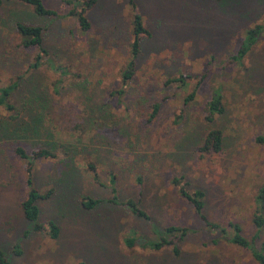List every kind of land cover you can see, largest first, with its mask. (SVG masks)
Returning <instances> with one entry per match:
<instances>
[{"label":"rangeland","instance_id":"rangeland-1","mask_svg":"<svg viewBox=\"0 0 264 264\" xmlns=\"http://www.w3.org/2000/svg\"><path fill=\"white\" fill-rule=\"evenodd\" d=\"M41 2L54 17H38L22 2L1 0L0 87L18 84L11 95L16 110L31 87L45 92L43 124L53 141L69 147L56 159L35 161L31 176L39 193L53 191L37 203L39 221L53 220L60 233L54 241L29 231L19 208L26 191L24 163L12 153L14 145H1L0 247L8 263L256 264L226 236L234 223L243 237H253L254 197L264 188V145L254 141L264 136V0H96L86 13L85 33L68 15L72 0ZM133 12L146 35L133 76L116 96ZM16 22L42 28L46 58L64 73L52 71L45 61L30 68L37 50L19 45ZM256 25L262 30L246 56L239 64L229 63L244 31ZM178 75L187 78L185 88L164 84ZM196 84L194 99L184 103ZM212 89H219L224 112L208 125L203 104ZM152 104L158 110L150 119ZM94 105L102 107L105 121L91 119ZM9 115L0 109V119ZM211 128L222 132L223 148L201 154L200 138ZM30 142L20 144L27 154ZM67 163L77 175L65 172ZM172 177H180L188 192L204 193L203 215L224 233L205 228L176 194ZM112 189L119 202L138 201L149 219L105 203L88 212L79 207L84 197L108 200ZM166 226L188 229L177 243L178 258L169 249L153 253L121 243L129 231L153 239V230ZM260 234L264 239V224Z\"/></svg>","mask_w":264,"mask_h":264},{"label":"trees","instance_id":"trees-1","mask_svg":"<svg viewBox=\"0 0 264 264\" xmlns=\"http://www.w3.org/2000/svg\"><path fill=\"white\" fill-rule=\"evenodd\" d=\"M22 2L31 7L33 13L38 17H54L55 12L45 8L41 0H13ZM220 1V0H217ZM96 0H72L70 4V10L68 15L74 18L77 27L82 33L89 30V23L86 18L87 11L94 5ZM1 5V0H0ZM264 21V9L262 12ZM14 30L18 35L19 45L24 49L37 50L36 56L33 58L31 69H37L45 61L52 71L56 70L60 74L64 73V67L59 65L54 66L47 57V53L42 46V34L43 30L40 26L31 24H22L16 22L13 24ZM262 30L260 25L250 27L244 31L243 37L235 51V53L229 58V63L239 64L248 53L251 46L254 44L257 36ZM146 35V30L143 27L142 20L138 14L132 13L131 20V33L128 46V60L123 67L120 75L121 88L114 92L116 96H122L123 89L127 86L128 82L133 76L134 61L137 59L140 53L141 38ZM186 77L178 75L167 79L164 84H174L178 88H185L187 86ZM200 82V81H199ZM199 84V83H198ZM196 84L194 90L184 97L183 102L188 103L194 99L195 91L199 86ZM18 84H10L4 87H0V109L6 114H10L5 119H0V146L5 143H11L14 145L12 153L24 163V187L25 196L19 203V208L24 220L28 222L29 231L34 233H42L50 240H57L59 238V225L53 220H47L46 222L39 221V208L38 202L48 200L53 191L50 189L44 194L39 193L33 186L32 173L34 163L37 160H53L58 157V153L67 154L69 147H66L65 143H58L53 141L52 134L44 126L43 120L46 114V93L41 92L38 87H31L24 94H22L23 102L18 107V110L14 108L11 103V95L17 88ZM21 100V99H20ZM158 110V104H152L149 118H153ZM104 110L102 107L90 106L89 116L91 119L98 121H105L107 118H103L102 114ZM224 112L223 100L219 89H212L208 99L203 104V120L206 124L212 125L215 119L221 116ZM13 113V114H12ZM12 114V115H11ZM178 118V117H176ZM30 142L29 153L27 154L24 148L21 147V143ZM254 141L257 144L264 145V136L256 135ZM197 152L201 154H216L223 148V135L218 128H211L207 130L200 138ZM2 149V148H0ZM88 170L91 172V179L94 182H98L97 172L95 168L88 164ZM70 171L72 174L77 175L74 167L70 164H66L65 172ZM76 178V176H74ZM137 183L139 179H136ZM112 182V179H111ZM170 184L173 186L176 194L189 205L198 219H200L205 228L212 232L224 233V229L220 226L210 223L203 215L204 208V193L201 190H193L188 192L185 189V185L181 182L180 177H172ZM101 203L110 204L116 207H123L129 215L141 220H148V216L139 205L138 201L127 199L123 202L117 200L114 195V190H111V197L108 200H98L92 198H82L79 202V207L88 212L97 209ZM254 213L252 214L251 223L254 227V234L251 239H246L242 236L241 230L237 224L230 223L228 228L230 233L227 234V242L237 248L248 251L251 259L256 264H264V239L261 238V231L264 224V218L262 217V211L264 209V188H260L254 197ZM155 237L148 239L144 236H136L133 231H129L122 239V245L127 249L134 247L147 250L153 253L160 252L162 250L169 249L173 257H179L180 251L177 247V243L181 242L188 233V229L185 227L166 226L161 230H153ZM259 241V246H255V241ZM16 255L20 252L15 250ZM0 264H9L4 252L0 247ZM84 264V263H78Z\"/></svg>","mask_w":264,"mask_h":264}]
</instances>
